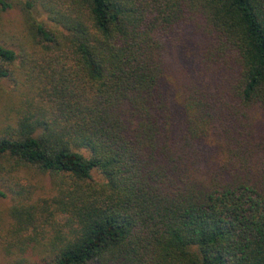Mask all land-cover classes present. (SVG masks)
Wrapping results in <instances>:
<instances>
[{
    "label": "trees",
    "instance_id": "1",
    "mask_svg": "<svg viewBox=\"0 0 264 264\" xmlns=\"http://www.w3.org/2000/svg\"><path fill=\"white\" fill-rule=\"evenodd\" d=\"M2 80L9 264H264V0H0Z\"/></svg>",
    "mask_w": 264,
    "mask_h": 264
},
{
    "label": "rangeland",
    "instance_id": "2",
    "mask_svg": "<svg viewBox=\"0 0 264 264\" xmlns=\"http://www.w3.org/2000/svg\"><path fill=\"white\" fill-rule=\"evenodd\" d=\"M17 14H18V10L15 7L3 13L1 22L3 24V29L5 31H11L12 24L13 26L16 25L18 19ZM35 14L38 20L49 23L44 13H41L40 11H36ZM171 57L173 61L176 59L175 54H172ZM11 88L12 87L11 84H9V82L5 80L0 81V128L14 114L11 109L12 107H14L15 104V95ZM2 176L4 175L0 174V179ZM94 176L98 178L96 175ZM39 180H40V184L42 185L39 194L46 193L50 187L49 176H43ZM0 187L4 190L1 184ZM4 192H5L4 196H0V217L2 219L7 217V211L12 202L10 194L7 193L5 190ZM29 258L31 261L35 260V258L31 254L29 255ZM0 264H9V259L7 260L1 252H0Z\"/></svg>",
    "mask_w": 264,
    "mask_h": 264
}]
</instances>
